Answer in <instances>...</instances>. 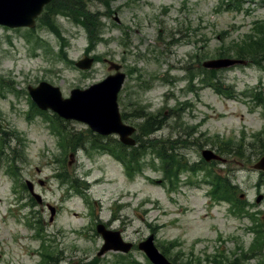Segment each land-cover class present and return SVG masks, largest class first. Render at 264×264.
Masks as SVG:
<instances>
[{"label": "rangeland", "instance_id": "rangeland-1", "mask_svg": "<svg viewBox=\"0 0 264 264\" xmlns=\"http://www.w3.org/2000/svg\"><path fill=\"white\" fill-rule=\"evenodd\" d=\"M231 1L238 10L226 5ZM58 2L32 29L0 26V264H87L102 244L94 230L98 220L134 246L127 254L106 253L95 264H149L136 245L151 233L176 264H264V245L257 247L251 229L264 225V174L251 168L260 157L256 135L264 133V56L260 65L213 73L199 66L219 52L236 57L254 23L264 20V0H84L98 27L95 44L84 25L65 14L66 1L53 15ZM84 55L99 62L82 72L74 62ZM103 58L125 74L117 104L126 124L139 128L147 117L160 123L163 114L169 117L141 144L155 150L167 145L188 166H199L201 150H215L213 144L246 145L243 157L210 167L231 181L239 214L211 198L207 168L193 166L172 179L145 148L140 172L128 174L112 153L93 145L99 140L118 147L115 136L94 135L84 124L31 106L27 86L44 81L67 98L70 90L109 74ZM183 132L190 133L187 147L179 139ZM26 180L41 205L30 198ZM47 205L57 210L51 223Z\"/></svg>", "mask_w": 264, "mask_h": 264}, {"label": "water", "instance_id": "water-1", "mask_svg": "<svg viewBox=\"0 0 264 264\" xmlns=\"http://www.w3.org/2000/svg\"><path fill=\"white\" fill-rule=\"evenodd\" d=\"M51 0H0V26L9 28L34 27L35 19L42 12L43 7ZM117 21V19L115 18ZM94 59L84 57L76 63L81 70L91 68ZM106 61V60H105ZM109 65L108 70H119L120 66L106 61ZM245 64L244 60L218 58L204 61L201 66L205 69L219 70L227 69L231 66ZM124 75L120 72L115 75L107 76L100 83L93 84L87 89H73L69 98H63L57 87L48 83L41 82L35 88L28 86L27 90L41 110L51 109L59 118L67 121H76L86 124L93 132L106 136L108 134H118L120 141L129 146L135 143L130 135L135 131L134 127L122 124L118 113V104L116 103L118 91L124 83ZM205 161H222L212 150H203L201 152ZM72 154L69 158L72 159ZM255 170L264 171V156H262L253 166ZM27 189L37 203H41V197L33 192V185L26 182ZM261 197L257 198L259 203ZM52 222L55 215V209L48 206ZM96 232L101 235L103 245L96 256L101 257L108 251L128 252L132 245L123 242L117 231L106 230L104 225L98 224ZM138 248L146 253L152 264H171L166 258L158 252L153 243V235H150L145 241L138 245Z\"/></svg>", "mask_w": 264, "mask_h": 264}, {"label": "trees", "instance_id": "trees-1", "mask_svg": "<svg viewBox=\"0 0 264 264\" xmlns=\"http://www.w3.org/2000/svg\"><path fill=\"white\" fill-rule=\"evenodd\" d=\"M63 1L67 2L66 8H65V14L67 16H70L74 22L80 25H84V28L86 29L90 41L95 44L97 40H99V36H97L98 27L93 22V18H88V14L86 10V5L84 3V0H59L58 4L56 5L55 9L52 10L53 15H56V10L60 9L61 5L63 4ZM55 0L49 5L51 6ZM60 3V4H59ZM232 4V3H231ZM55 5V4H54ZM53 5V6H54ZM49 6H47L46 11L44 13L47 16L49 11L52 9V7L49 9ZM229 6V5H228ZM48 10V13H47ZM48 17V16H47ZM47 17L45 18L47 20ZM43 20V19H42ZM46 20L44 21L46 23ZM252 33L247 36V39L244 40V43L241 47V49H237L235 51L236 58L237 59H244L248 60L250 63H254L257 65H260L261 59L264 56V51L262 50L264 45V37L263 39L258 38L257 36H263L264 35V20L262 22L256 21L254 23V26L252 28ZM63 58V55H61ZM226 56L224 53L219 52L218 57H224ZM96 60H99L98 57H95ZM200 65V64H199ZM213 73V72H211ZM210 73V74H211ZM212 84V83H210ZM217 84L214 83L215 90L220 93L221 88H218L216 86ZM161 123L157 120L156 116L147 117L146 120L140 123L139 125V132L140 134V140L138 147H134L129 149L130 151L126 150L124 147L121 148L119 145L118 147H112L111 151L115 154L116 158H121L123 162L126 165V173H135L140 172L139 167V161H140V155L139 153L141 151H144L145 148L151 149L153 153L155 154L156 158L159 159L164 164V171L169 172V174L172 173L173 176H177L179 171L182 170H191L193 167L188 166L186 163L182 161V159L177 158L173 149L167 147V145H164V147L159 146L158 150H155L151 144L145 145L141 144L142 136H149L153 132L157 131L160 128ZM97 140V138H96ZM256 144H257V150L259 152L264 153V133H259L256 135ZM97 142H100L97 140ZM217 142V141H216ZM143 143V142H142ZM242 141L238 143H234L233 145H230V143L223 142L221 144H213V148L216 150V152L219 155H224L226 158L234 159L235 157H243L242 152L246 149V145L240 144ZM141 144V145H140ZM159 144V143H158ZM249 146H254L253 143H247ZM98 147H100V144H97ZM248 146V147H249ZM204 164V163H203ZM203 164H199V168H202ZM188 166V167H187ZM212 180L214 181V188L215 192H217L221 198L224 197H230L234 195V192L232 191L234 188L231 185V181L227 179V175H223V177H220L217 174H210ZM260 238L259 240L264 241V232L260 231ZM97 258H94L92 261H90L87 264H95L97 262Z\"/></svg>", "mask_w": 264, "mask_h": 264}]
</instances>
